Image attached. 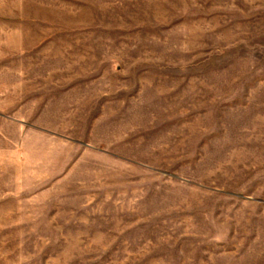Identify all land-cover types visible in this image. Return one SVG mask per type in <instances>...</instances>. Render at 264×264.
I'll use <instances>...</instances> for the list:
<instances>
[{
  "label": "rangeland",
  "instance_id": "rangeland-1",
  "mask_svg": "<svg viewBox=\"0 0 264 264\" xmlns=\"http://www.w3.org/2000/svg\"><path fill=\"white\" fill-rule=\"evenodd\" d=\"M0 264H264V0H0Z\"/></svg>",
  "mask_w": 264,
  "mask_h": 264
}]
</instances>
